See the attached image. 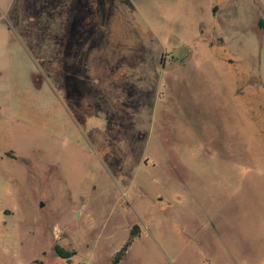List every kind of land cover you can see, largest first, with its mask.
Masks as SVG:
<instances>
[{
  "label": "rangeland",
  "instance_id": "obj_1",
  "mask_svg": "<svg viewBox=\"0 0 264 264\" xmlns=\"http://www.w3.org/2000/svg\"><path fill=\"white\" fill-rule=\"evenodd\" d=\"M213 2L0 0V264H264V0Z\"/></svg>",
  "mask_w": 264,
  "mask_h": 264
},
{
  "label": "trees",
  "instance_id": "obj_2",
  "mask_svg": "<svg viewBox=\"0 0 264 264\" xmlns=\"http://www.w3.org/2000/svg\"><path fill=\"white\" fill-rule=\"evenodd\" d=\"M137 236V226H134L131 231H130V240L128 242H126L122 248L117 251L115 253V255L112 258V263L111 264H119L120 261L125 257L127 250L129 248V245L131 244V240ZM55 250L64 258L69 260V264H70V260H71V253L65 249H63L62 247H60L58 244H56L54 246ZM42 264V262L40 263Z\"/></svg>",
  "mask_w": 264,
  "mask_h": 264
},
{
  "label": "crops",
  "instance_id": "obj_3",
  "mask_svg": "<svg viewBox=\"0 0 264 264\" xmlns=\"http://www.w3.org/2000/svg\"><path fill=\"white\" fill-rule=\"evenodd\" d=\"M217 0H214V2H216ZM56 5H57V0H55ZM213 2V3H214ZM262 29L264 30V18H263V25H262ZM231 94H234L233 89L230 90ZM257 93V92H256ZM257 99H258V103L260 104V102L264 103V90H263V94L258 93L257 95ZM262 112V111H261ZM262 117V118H261ZM261 119L260 121H258V127H262L261 128V132L264 130V114L261 115ZM262 134V133H261ZM262 141H264V134L262 135ZM259 162L264 166V145H263V153L259 156Z\"/></svg>",
  "mask_w": 264,
  "mask_h": 264
},
{
  "label": "built area",
  "instance_id": "obj_4",
  "mask_svg": "<svg viewBox=\"0 0 264 264\" xmlns=\"http://www.w3.org/2000/svg\"><path fill=\"white\" fill-rule=\"evenodd\" d=\"M70 264H78V262L75 259L70 260ZM88 264V263H86Z\"/></svg>",
  "mask_w": 264,
  "mask_h": 264
},
{
  "label": "water",
  "instance_id": "obj_5",
  "mask_svg": "<svg viewBox=\"0 0 264 264\" xmlns=\"http://www.w3.org/2000/svg\"><path fill=\"white\" fill-rule=\"evenodd\" d=\"M42 206H43V203H42Z\"/></svg>",
  "mask_w": 264,
  "mask_h": 264
}]
</instances>
